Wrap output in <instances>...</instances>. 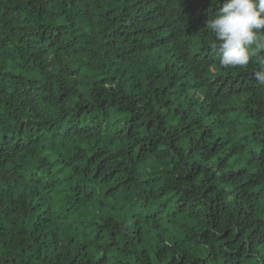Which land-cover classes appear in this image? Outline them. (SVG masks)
Wrapping results in <instances>:
<instances>
[{"label": "trees", "instance_id": "16d2710c", "mask_svg": "<svg viewBox=\"0 0 264 264\" xmlns=\"http://www.w3.org/2000/svg\"><path fill=\"white\" fill-rule=\"evenodd\" d=\"M223 0H0V264H264L259 55Z\"/></svg>", "mask_w": 264, "mask_h": 264}, {"label": "clouds", "instance_id": "9594fccd", "mask_svg": "<svg viewBox=\"0 0 264 264\" xmlns=\"http://www.w3.org/2000/svg\"><path fill=\"white\" fill-rule=\"evenodd\" d=\"M204 30L213 34L211 47L222 67L243 68L257 54L264 65V0H223ZM255 77L264 85V67Z\"/></svg>", "mask_w": 264, "mask_h": 264}]
</instances>
